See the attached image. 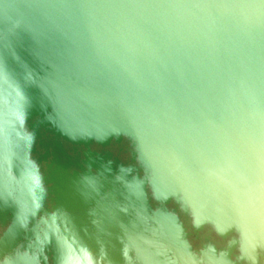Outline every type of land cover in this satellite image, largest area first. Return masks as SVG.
<instances>
[{"label":"water","instance_id":"95a60500","mask_svg":"<svg viewBox=\"0 0 264 264\" xmlns=\"http://www.w3.org/2000/svg\"><path fill=\"white\" fill-rule=\"evenodd\" d=\"M0 264H264V0H0Z\"/></svg>","mask_w":264,"mask_h":264}]
</instances>
